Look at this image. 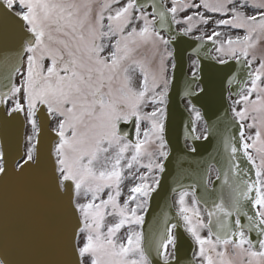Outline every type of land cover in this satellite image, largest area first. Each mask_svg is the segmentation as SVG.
Returning a JSON list of instances; mask_svg holds the SVG:
<instances>
[{"label":"snow or ice","instance_id":"1","mask_svg":"<svg viewBox=\"0 0 264 264\" xmlns=\"http://www.w3.org/2000/svg\"><path fill=\"white\" fill-rule=\"evenodd\" d=\"M173 25L243 72L222 81L231 116L219 136L190 101V133L217 139L216 155L171 189L176 222L146 236L171 156ZM262 44L264 0H0V192L14 185L25 208L16 226L0 210V264H181V226L187 264H264ZM200 70L197 53L189 96L207 94ZM17 125L31 129L23 154Z\"/></svg>","mask_w":264,"mask_h":264},{"label":"water","instance_id":"2","mask_svg":"<svg viewBox=\"0 0 264 264\" xmlns=\"http://www.w3.org/2000/svg\"><path fill=\"white\" fill-rule=\"evenodd\" d=\"M173 30L177 33V39L173 41L175 49V58L177 67L175 70V80L169 96L168 103V120L166 127V139L169 142L171 156L166 164V171L158 194L152 201V208L146 224V236L154 233L158 226L163 227L165 218L172 222H176L174 218V209H169L168 203L171 200L173 187H179L177 181L184 184L191 183L201 169L197 165H203L210 157L216 155V147L219 143L217 139L204 141L202 139L195 140L190 133L188 127L190 114L182 103L184 98H188L200 108L207 122L214 127L216 135L219 136L223 132L227 123L225 113L231 116L229 102L223 98L227 94V86H222V81L226 77L235 73L237 77L242 75V67L240 65L229 64L220 65L211 60L210 43L196 41L189 37L179 35V31L173 25ZM199 45V47H197ZM199 53L201 70L200 77L202 79L201 86L207 89V94L199 96H189V81L191 76L188 74V54L197 56ZM195 85V90H196ZM233 87H236L234 84ZM227 89V90H226ZM197 91V90H196ZM198 92V91H197ZM25 126L17 125L14 130V137L24 143ZM196 135V134H195ZM41 139L45 147L54 145L55 140L51 138L50 125L46 129L41 130ZM189 140L196 148V152L192 153L186 146ZM23 143L20 151L23 154ZM162 203V208L160 204ZM6 208L7 218L10 226L20 224L24 218L25 208L19 199V191L14 185H10L6 192H0V210ZM246 223V221H245ZM177 247L178 256L181 264H187V260L191 258L194 245L190 238L183 231L182 226L177 230ZM44 254L38 252L33 258L41 259ZM155 261V256H154ZM158 264V262H155Z\"/></svg>","mask_w":264,"mask_h":264},{"label":"rangeland","instance_id":"3","mask_svg":"<svg viewBox=\"0 0 264 264\" xmlns=\"http://www.w3.org/2000/svg\"><path fill=\"white\" fill-rule=\"evenodd\" d=\"M170 2H171V0H167V3L170 4ZM206 15H207V14H206ZM200 27H201V29L207 31V32L210 34V32H211V30H212V28H213V24L210 22L208 26L205 27V26L201 25ZM260 51H261V52H264V44H262V45L260 46ZM214 53H215V52H214ZM192 70H193V68H192ZM201 132H202V128L199 129V133H200V134H201ZM30 134H31V129H30V127L26 126V132H25V151H26V147H27V140H26V137H27L28 135H30Z\"/></svg>","mask_w":264,"mask_h":264},{"label":"flooded vegetation","instance_id":"4","mask_svg":"<svg viewBox=\"0 0 264 264\" xmlns=\"http://www.w3.org/2000/svg\"><path fill=\"white\" fill-rule=\"evenodd\" d=\"M194 60H196L195 58H191V61H190V66L193 68V61ZM187 104H188V102H186ZM127 129L129 130V131H131L132 130V126L131 125H128L127 126ZM213 176H215V170H213L212 171V177ZM162 178V177H161ZM174 199H175V195H173V197H172V200L174 201ZM151 204V203H150ZM150 208V207H149ZM147 216H148V212H147V214L145 215V223L147 222ZM175 231V230H174Z\"/></svg>","mask_w":264,"mask_h":264}]
</instances>
